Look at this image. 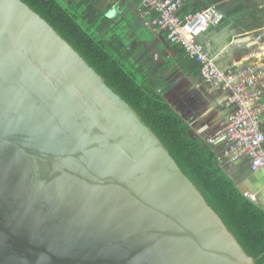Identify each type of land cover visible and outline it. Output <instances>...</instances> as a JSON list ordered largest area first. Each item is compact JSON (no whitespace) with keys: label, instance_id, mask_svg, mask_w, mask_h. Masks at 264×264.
Returning <instances> with one entry per match:
<instances>
[{"label":"water","instance_id":"obj_1","mask_svg":"<svg viewBox=\"0 0 264 264\" xmlns=\"http://www.w3.org/2000/svg\"><path fill=\"white\" fill-rule=\"evenodd\" d=\"M0 264H255L138 114L20 0H0Z\"/></svg>","mask_w":264,"mask_h":264},{"label":"trees","instance_id":"obj_2","mask_svg":"<svg viewBox=\"0 0 264 264\" xmlns=\"http://www.w3.org/2000/svg\"><path fill=\"white\" fill-rule=\"evenodd\" d=\"M20 1L44 19L138 114L246 254L255 264H264V210L228 176L214 144L194 137L185 119L167 102L162 95L164 81L145 50L134 45L131 28L109 16L101 0ZM214 2L201 0L196 7L185 2L177 15L194 14ZM175 45L184 71L199 74L200 63L183 46ZM260 117L264 133V114Z\"/></svg>","mask_w":264,"mask_h":264},{"label":"crops","instance_id":"obj_3","mask_svg":"<svg viewBox=\"0 0 264 264\" xmlns=\"http://www.w3.org/2000/svg\"><path fill=\"white\" fill-rule=\"evenodd\" d=\"M199 1L183 0V3L196 7ZM213 2L221 13V21L214 20L209 25L202 45L217 67L230 70L237 79L256 74L246 90L256 95L254 106L260 109L261 116L264 114V55L256 37L264 29V0ZM101 7L131 28L134 45L145 50L164 81L162 94L167 102L185 119L194 137L209 143L233 110L230 91L212 88L200 74L184 71L179 47L167 40L164 30L152 25L154 14L146 12L139 0H101ZM210 144L218 150L228 176L244 194L253 195V201L264 210V166L253 172L247 156L226 158L225 138H215Z\"/></svg>","mask_w":264,"mask_h":264},{"label":"built area","instance_id":"obj_4","mask_svg":"<svg viewBox=\"0 0 264 264\" xmlns=\"http://www.w3.org/2000/svg\"><path fill=\"white\" fill-rule=\"evenodd\" d=\"M182 4L183 0H141L144 10L154 14L152 25L164 30L169 42L183 46L185 53L200 63L199 74L203 81L212 88L230 91L229 101L233 110L215 137L209 139V143H213L218 137L225 138L227 148L224 156L229 160L241 155L247 156L250 159V169L255 172L264 166V133L260 128V109L254 106L256 95L246 89L253 83L256 74L237 79L230 70L217 67L203 45L196 40L200 33L205 32L217 20L216 7L209 6L181 18L177 12ZM256 40L262 45L264 55V29ZM245 195L254 199L251 194Z\"/></svg>","mask_w":264,"mask_h":264},{"label":"rangeland","instance_id":"obj_5","mask_svg":"<svg viewBox=\"0 0 264 264\" xmlns=\"http://www.w3.org/2000/svg\"><path fill=\"white\" fill-rule=\"evenodd\" d=\"M217 18H219V13H218V17ZM123 24H125L124 22H123ZM206 32V31H205ZM203 33V32H202Z\"/></svg>","mask_w":264,"mask_h":264}]
</instances>
